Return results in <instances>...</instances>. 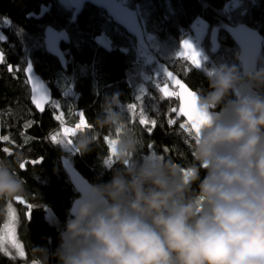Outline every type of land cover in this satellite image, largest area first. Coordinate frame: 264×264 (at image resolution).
I'll return each instance as SVG.
<instances>
[{"label":"trees","instance_id":"obj_1","mask_svg":"<svg viewBox=\"0 0 264 264\" xmlns=\"http://www.w3.org/2000/svg\"><path fill=\"white\" fill-rule=\"evenodd\" d=\"M122 4L138 13L150 55L104 12L91 6L70 24L73 11L63 0H0V160L11 162L26 181L24 197L0 200V228L11 206L23 255L0 246V264H32L34 246H44L49 253L57 248L59 231L78 196L62 168V157L93 183L108 181L112 169L120 167L110 154L111 133L107 130L93 136L91 152L81 156L72 148V137L91 128L105 95L120 93L127 123L141 140L140 159L163 156L187 167L195 163L194 135L184 121L176 119L175 91L156 72L153 58L190 90L207 91V70L227 63L235 64L241 72L236 59L239 51L228 28L246 25L264 40V0H124ZM198 18L207 25L201 44L210 59L199 67L178 56L181 43L191 35ZM46 27L66 29L69 35L70 44L61 46L66 71L44 50ZM214 28L219 30V50L212 55L209 34ZM102 34L110 42L109 49L96 42ZM145 54L151 61L142 64ZM28 59L52 92V103L41 113L30 103L24 76ZM262 66L264 50L258 68ZM163 86L169 88L170 95L161 91ZM81 114L87 127L64 139L62 127L74 128ZM141 118L148 122L141 124ZM49 264H57L56 259L50 258Z\"/></svg>","mask_w":264,"mask_h":264},{"label":"clouds","instance_id":"obj_2","mask_svg":"<svg viewBox=\"0 0 264 264\" xmlns=\"http://www.w3.org/2000/svg\"><path fill=\"white\" fill-rule=\"evenodd\" d=\"M240 59L239 56L236 57ZM249 59L205 72L208 90L194 110L208 117L194 133V164L140 159L142 144L120 93L105 95L90 129L72 137L74 153L111 133L120 167L103 183L83 182L54 252L32 248V264H264V66ZM26 181L0 160V200L26 195Z\"/></svg>","mask_w":264,"mask_h":264},{"label":"water","instance_id":"obj_3","mask_svg":"<svg viewBox=\"0 0 264 264\" xmlns=\"http://www.w3.org/2000/svg\"><path fill=\"white\" fill-rule=\"evenodd\" d=\"M63 1L73 11L70 24H74L76 22V18L81 14L86 6H91L104 12L106 17L110 19L113 24L121 28L129 37H131L136 42L141 51L150 55L149 48L145 42L144 30L138 13L123 5L119 0ZM226 31L239 51V65L241 73H243L247 69V61L249 59H255L257 61L256 67L258 68V62L264 50V40L262 36L256 30L246 25L231 27ZM218 37V28L212 29L209 34L210 53L212 55L218 53ZM69 44L70 38L66 29H63L61 31H57L52 27H46L44 29V50L47 54L54 57L58 61L63 71H66L67 69V59L64 51L61 49V46H68ZM153 62L155 64L156 72L161 75L167 82L168 86L175 91L178 101V107L175 112L176 119L178 121H184L194 135V131L191 129V121L187 116H184L180 110L182 107L186 106V102L188 99L186 95L183 99H181L180 84H183L188 91H194L190 90L185 85V83L175 74H173L164 64L160 63L155 58H153ZM29 68H31V71H29ZM169 73H171V76H169ZM24 76L29 87L30 103L37 113H41L52 103L53 98L51 89L42 80V78L36 74L30 59L27 60V64L24 69ZM177 81H179L180 83H176ZM61 165L73 189L75 186L82 188L83 182L87 180L76 171L69 159L62 157ZM77 195H79V193H77Z\"/></svg>","mask_w":264,"mask_h":264},{"label":"rangeland","instance_id":"obj_4","mask_svg":"<svg viewBox=\"0 0 264 264\" xmlns=\"http://www.w3.org/2000/svg\"><path fill=\"white\" fill-rule=\"evenodd\" d=\"M119 1L121 3L124 2V0H119ZM198 22L205 24V22L202 19H199L198 18V19H196L194 21V23L192 25L193 29L195 28V34L198 35L197 36L198 39L196 38L197 39V42H193L191 40V37L194 36L193 33H191V35L187 39H190L191 40L190 41L191 43L197 44V46L199 48V51L202 53V55H204V59L203 60H199V58H197V62L200 65H202V64H204L206 62H209L210 59H209L208 54L202 48V44L201 43H202L203 39L199 40V38L201 36L200 34H201L202 28L198 25ZM205 26L207 27L206 24H205ZM206 32H207V28H206ZM96 42L99 45L105 47L106 49H109L110 48V42H109L108 38L106 37V35H104V34H102L101 36H99L96 39ZM139 53L140 54H143L140 51H139ZM180 55H181V53H180V49H179L178 56L181 57ZM143 57H145L146 60H147V62L150 63L151 60H150L149 56H147L145 54ZM186 59L193 66H196V64H194L192 62V60H190L189 58H186ZM162 89H167V93H168L167 95H170L171 94V92H170V90H169V88L167 86H163ZM84 128H85L84 125H81L79 128H77V126L74 127V128L62 127L63 137H64V139L67 140V138L69 136L74 135L77 131H81ZM65 129H67V132L65 131ZM110 137H111V134L109 135L108 140H110ZM66 146L68 147L67 141H66ZM151 155H152V153H151ZM147 157H149V156H147ZM15 220H16V218H15L14 210H13V208L11 206H9L8 209H7V213H6V220H5L4 224L2 225V227L0 228V246H1V248H3L4 251L7 250V247H9V248L13 249L17 254L23 255V251H22L21 245L16 240V236H15Z\"/></svg>","mask_w":264,"mask_h":264},{"label":"snow or ice","instance_id":"obj_5","mask_svg":"<svg viewBox=\"0 0 264 264\" xmlns=\"http://www.w3.org/2000/svg\"><path fill=\"white\" fill-rule=\"evenodd\" d=\"M183 47L185 48H191V45L188 44L187 42L184 43ZM199 54L198 53H194L191 57L192 62L194 64H196L197 67L200 66V64L197 62V56ZM29 71H31V68H29ZM169 76H171V73H169ZM176 83H180L179 81H177ZM180 88H181V99L184 98V96L186 95L188 97L187 102H186V106L182 107L180 110L183 113L184 116H187L189 118V120L191 121V129L194 131V133H198L199 130V125L201 123H203L204 121H206L208 119L207 116L203 115V114H197L194 110V92L188 91L183 84H180ZM161 91H163L165 93V95H167V89H161ZM134 107V106H133ZM143 116V114H141ZM148 121L146 120V118H141L140 119V123L141 124H145ZM174 121H170V123H173ZM155 121L152 120L151 124L152 126H155ZM81 125H84L85 127H87V125H85L84 119H83V114H81V119H80V123L77 125V128H79ZM181 128H185L184 124H181ZM151 130V129H149ZM65 131L67 132V129H65ZM53 140L55 141L56 138L53 137ZM69 143H71V141H69ZM109 145H110V154H111V144L112 141L109 140L108 141ZM21 167H24L23 164H21Z\"/></svg>","mask_w":264,"mask_h":264},{"label":"crops","instance_id":"obj_6","mask_svg":"<svg viewBox=\"0 0 264 264\" xmlns=\"http://www.w3.org/2000/svg\"><path fill=\"white\" fill-rule=\"evenodd\" d=\"M200 22H198V25L202 28V30H201V36H200V38H199V40H201V39H203V37L205 36V34H206V26H205V24L204 23H200ZM200 30V29H199ZM192 33L194 34V36L197 38V36L198 35H196L195 34V28L193 29V27H192ZM198 39V38H197ZM191 40L190 39H186L185 41H183L182 43H181V45H180V53H181V58H189L190 60H192L191 59V57H192V55L194 54V53H198L199 55L197 56V58H199V60H203L204 59V55H202V53L199 51V48H198V46H197V44H193V43H191L190 42ZM185 42H187L188 44H190L191 45V48H185V47H183V45H184V43ZM201 53V54H200ZM81 119V118H80ZM80 123V122H79ZM78 123V124H79ZM77 124V125H78ZM76 125V126H77ZM75 126V127H76ZM85 127V126H84Z\"/></svg>","mask_w":264,"mask_h":264},{"label":"built area","instance_id":"obj_7","mask_svg":"<svg viewBox=\"0 0 264 264\" xmlns=\"http://www.w3.org/2000/svg\"><path fill=\"white\" fill-rule=\"evenodd\" d=\"M191 40L193 41V42H197V39H196V37L195 36H193V37H191ZM142 64H146L147 63V61L145 60V59H141V61H140Z\"/></svg>","mask_w":264,"mask_h":264}]
</instances>
